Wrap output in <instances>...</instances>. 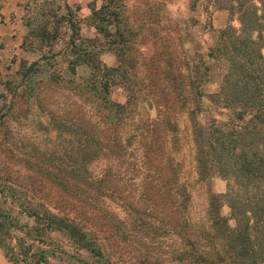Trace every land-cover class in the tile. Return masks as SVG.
<instances>
[{"label": "trees", "instance_id": "obj_1", "mask_svg": "<svg viewBox=\"0 0 264 264\" xmlns=\"http://www.w3.org/2000/svg\"><path fill=\"white\" fill-rule=\"evenodd\" d=\"M257 1L259 5L255 0H229L226 8L236 9L239 27L220 29L207 55L223 66L217 89L207 97L230 111L226 120L207 117L201 122L202 87L209 67L205 61L194 62L185 51H174L167 36H156L163 43L161 50L155 49L145 61L137 58L134 41L119 29L110 33L99 29L107 44L102 40L97 49L72 42L74 51L65 73L74 89L70 101L76 110L67 118L72 136L67 175L61 163L45 160L58 171H49L47 178L66 186L71 203L55 213L24 206L22 211L36 221L26 236L39 240L46 229L57 231L78 249L101 255L105 246L98 237L101 226L112 222L116 228L111 231L118 230L123 241L124 234L134 239L116 218L113 207L119 206L141 216L132 221L137 227L132 230L144 232L147 238L132 241L154 262L166 239L163 236L172 234L179 236L180 247L168 254L177 261L264 264V0ZM105 51L117 55V66L101 64L99 56ZM81 63L91 69L85 85L74 77ZM26 66L20 74L32 75L27 82L32 87V78L45 71L34 63ZM118 72L123 81H116ZM118 83L126 92L124 103L110 98ZM83 91L99 97L101 106L84 100ZM146 102L152 103L155 113ZM93 165L104 170L94 174ZM1 172L0 168L3 193L10 187ZM213 176L226 181L224 193L210 189ZM225 205L230 216L221 212ZM5 208L0 203V248L11 249L7 256L13 264L44 261L43 249L38 254L28 252L33 241L17 237V247L8 246L14 239L11 226L16 228L18 223Z\"/></svg>", "mask_w": 264, "mask_h": 264}, {"label": "rangeland", "instance_id": "obj_2", "mask_svg": "<svg viewBox=\"0 0 264 264\" xmlns=\"http://www.w3.org/2000/svg\"><path fill=\"white\" fill-rule=\"evenodd\" d=\"M229 3V0H89L84 7L80 4L69 7L41 0L20 5L21 8L13 10L11 21L20 30L19 33H23L25 49L38 54L36 66L45 72L34 76L31 81L33 86L30 87L27 82L32 75L21 76L20 72L27 66L24 63V67L17 68V63L13 61L17 59L16 54L9 53L7 60H0V168L10 187V190L6 188L0 193V203L10 212L14 223H18L17 229L11 226V238L14 239L8 242L10 248L17 247V237L26 243L33 241V247L28 252L38 254L43 249L45 255L44 261L33 264H192L169 256L170 250L180 247L179 236L172 234L163 236L166 239L162 248L157 250L159 256L156 262L151 255L145 257L142 246L132 241L147 238L144 232L136 234L132 230L137 228L133 220L141 218L133 209L113 207L116 218L122 221L124 233L130 232L134 239L124 234L126 241H123L118 230L111 231V228H116L112 222L101 226L98 237L105 244L104 252L96 255L90 250L78 249L57 231L46 229L40 233L39 240L26 236L27 229L35 226L36 221L22 208L32 205L55 213L71 203L64 189L66 186H58L47 178L46 173L49 171H58L51 169L52 165L45 160L61 163L62 171L67 175L65 167L71 156L69 145L72 140L67 118L76 110L70 101L74 97V89L70 81H66L69 76L65 73L71 51H74L72 42L97 49L100 41L107 44V37L100 36L99 29L107 33L119 29L125 38L134 41L137 58L145 61L155 49L161 50L160 44L163 43L156 36H167L174 51H185L186 56L193 58L191 60L199 63L205 61L209 67L202 87L205 95L201 105L205 109L199 114L201 122L205 123L207 117L226 120L231 115L230 111L212 103L207 97L217 89L223 66L207 55L220 29L227 25L239 27L236 9L231 12L226 8ZM255 3L259 5L257 0ZM261 54L264 59V46L261 47ZM78 71L82 74L80 82L85 85L88 80L85 77L89 76L91 69ZM49 75L51 81L48 84ZM114 76L116 81H123L119 72ZM118 85L126 94L123 85ZM66 89L71 94H64ZM82 98L96 107L101 106L99 97L91 92L83 91ZM146 106L148 110H154L152 103L146 102ZM93 166L91 170L94 174L103 169ZM206 187L203 186L204 189ZM209 187L215 193H224L226 181L220 176H213ZM147 205L145 203L143 206ZM221 212L230 216V209L226 205ZM233 222L230 219L229 225L233 226ZM7 250L11 249L0 248V264H13L7 256ZM34 259L32 257L31 260Z\"/></svg>", "mask_w": 264, "mask_h": 264}, {"label": "crops", "instance_id": "obj_3", "mask_svg": "<svg viewBox=\"0 0 264 264\" xmlns=\"http://www.w3.org/2000/svg\"><path fill=\"white\" fill-rule=\"evenodd\" d=\"M35 1L41 0H0V60H7L9 53H14L17 59H14V64L17 63V68L19 69L22 63L26 65L35 64L38 60V54L25 49L24 47V36L23 33H19L20 30L15 28V24L11 21V16L13 15V10L16 8H21L20 5H29ZM44 1V0H42ZM51 1L56 4H62L67 6H73L80 4L84 7L89 0H46ZM36 56V57H35ZM99 59L102 65L105 66H117L119 64L118 57L115 53L111 51H105L100 54ZM89 64L81 63L75 67L74 77L77 81L82 80V75L78 70L86 69L88 70ZM110 91V98L118 103H124L126 99V94L122 91L121 87L116 86V90Z\"/></svg>", "mask_w": 264, "mask_h": 264}]
</instances>
